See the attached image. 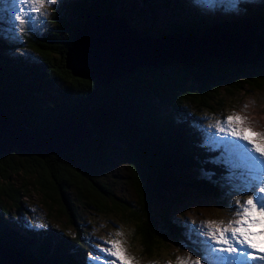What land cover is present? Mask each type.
Listing matches in <instances>:
<instances>
[{"label":"trees","instance_id":"trees-1","mask_svg":"<svg viewBox=\"0 0 264 264\" xmlns=\"http://www.w3.org/2000/svg\"><path fill=\"white\" fill-rule=\"evenodd\" d=\"M123 3L124 0L70 3L72 21L60 17L47 37L33 43L40 59L11 51L17 41L0 34V108L28 122L33 129L53 128L76 119L89 121L94 133L73 152L59 156L40 158L17 151L0 155V244L26 264H89L87 252L97 250L82 237L77 201L87 202L98 211L109 210L110 206L121 213L135 225L134 237L143 255L150 258L166 251L169 238L187 235L184 224L171 214V208L184 196L178 192L179 186L205 197L225 194L215 180L204 177L184 181L177 173L191 168L222 173L225 168L209 147L197 150L203 146V139L190 107L216 111L224 108L220 99L223 90L237 93L247 87H264V1L243 8L239 14L218 11L215 17L190 0H143L153 19L161 9H169L171 15L162 19V28L156 33L131 25L134 30L154 40L174 36L187 43L196 42H190L186 55L170 53L169 49L158 65L128 73L106 87L94 79L73 77L66 67V53L86 21L113 14L132 23ZM215 38L238 42L224 50H210ZM60 81L68 85L56 89ZM122 150L137 192L132 202L117 195L103 178ZM24 170L37 176L41 191L60 195L75 235L53 228H27L20 217L12 214L10 205L4 204L3 196L18 211L25 204V192L12 184V175ZM75 183L80 193L74 202L67 192ZM82 189L89 191L92 198L84 201Z\"/></svg>","mask_w":264,"mask_h":264},{"label":"rangeland","instance_id":"rangeland-1","mask_svg":"<svg viewBox=\"0 0 264 264\" xmlns=\"http://www.w3.org/2000/svg\"><path fill=\"white\" fill-rule=\"evenodd\" d=\"M74 1L76 0H56L55 4H45L41 7L33 3L32 0H0V34L17 41V44L10 49L11 51L15 49L18 54L36 55L40 59L41 57L36 52L33 43L47 37L55 29L57 19L60 17L72 21L73 13L70 3ZM190 1L195 5L207 8L215 17L219 15V5L213 7L206 3L205 0ZM260 1L264 0H241L230 11L233 14H239L243 11L241 4L258 5L257 3H260ZM121 6L125 15L133 20L132 23L129 21L130 25L141 30L150 29L153 33L162 28V19L166 15H171L168 11L169 9H161L158 12L159 16L153 19L152 15H150V9L144 5L143 0H124ZM21 8H26V11L21 13ZM16 15H22L24 19L17 20L15 19ZM25 19L27 20L26 23ZM168 25H170V22ZM164 38H167L168 41L174 40L172 42L174 47L169 52L179 53L182 56L186 55L188 46L196 43L194 41H190L194 42L192 44L190 42L187 43L186 40H181L174 36H165ZM236 40L230 39V41L235 43L238 42ZM216 41L218 45L214 48H222L221 41L219 39ZM199 45L201 46V43ZM202 46L205 47L203 44ZM158 50L160 51L161 49L158 48ZM66 85L68 83L60 81L56 85V89ZM220 97L221 104L224 107L222 109L215 111L209 108L202 110V107L199 108L193 105L190 107V110L193 111L191 114L197 116V130L201 131V133L206 132L203 141H206L213 133L219 135L215 127V121L231 114L246 118L242 123L234 122V127H239L241 130L251 128L255 133H264V87L259 89L247 87L237 93L223 90ZM201 133L200 136H202ZM246 134L251 135V133ZM256 139L259 142V139ZM118 146L124 149L123 143L118 142ZM202 148L203 146L201 145L197 150L202 151ZM125 154V150H122L121 157L118 158L113 167L106 171L107 176L105 175L103 178H105L108 185L110 184L109 186L117 195L132 202L136 200L137 192L131 183L130 169ZM17 160L25 162L21 158ZM54 163L61 164V167L63 166L60 160L54 159ZM37 168L38 170L40 169L39 166ZM177 173L184 181L192 178L198 180L204 177H207L208 181L215 180L221 192L224 191L225 194L223 196L213 195L205 197L194 190L183 187V185L179 186L177 190L180 193L182 192L184 196H181L177 204L171 208V214L184 224L187 235L181 238H169V241L165 243V245L168 244L166 251H160L159 254L150 258L143 255L141 244L134 237L135 225L126 221L121 213L111 210L110 206L109 210L98 211L89 207L87 202L77 201L76 215L83 229L82 237L90 241L91 245L97 250V253L87 252L86 262L96 264L95 261L90 259V255L104 257L105 254L100 251L97 245L110 247L105 241L112 239L124 241L123 247L127 250V255L133 258L130 264H180L181 260L194 264L198 258L202 257V248L195 243L197 237L190 233L192 222L194 221L196 225H200L204 221H224L227 223L233 219L235 208L238 207L235 201L238 199L246 201L248 199L247 194H244V180L241 179L240 171L235 170L233 174V170L230 169L226 162L222 173H210L205 168H191L185 171H178ZM215 174L218 176L213 177ZM79 180L78 184L81 181ZM12 184L15 188H21L25 192L22 197L25 204L18 211L17 208L11 207V201L8 197L3 196V202L10 205L8 208H10L12 214L16 218L20 217L25 227L39 230L53 228L63 231L66 235H75L76 229L71 224L70 215L65 210L66 208L58 193L41 191L37 184V176L25 170L12 175ZM82 191V199L84 201L92 198L89 191L85 189H82ZM79 193L80 189H78L77 183L74 186L72 185L69 192H67L74 202L77 200ZM8 214L10 215V213ZM255 230L259 231L260 229L257 228ZM117 231L123 232V236L116 237L115 233ZM257 239H264V237H258ZM201 251L202 254H200ZM106 259L112 258L106 257ZM201 264H204L203 260H201ZM209 264H219V262L209 261Z\"/></svg>","mask_w":264,"mask_h":264},{"label":"water","instance_id":"water-1","mask_svg":"<svg viewBox=\"0 0 264 264\" xmlns=\"http://www.w3.org/2000/svg\"><path fill=\"white\" fill-rule=\"evenodd\" d=\"M166 39L154 40L144 36L134 30L124 17L97 15L86 21L73 45L69 47L66 67L73 77L94 79L103 87L110 86L114 80L128 73L145 66L158 65L164 59L163 53L169 51L172 47L170 44L174 42ZM218 39L223 46L220 50L235 44L229 39ZM217 45L215 38L210 50ZM93 135L89 121L70 119L53 128L33 129L28 122L13 117L0 108V155L3 156L14 151L40 158L59 156L73 152ZM0 264L26 262L0 244Z\"/></svg>","mask_w":264,"mask_h":264},{"label":"snow or ice","instance_id":"snow-or-ice-1","mask_svg":"<svg viewBox=\"0 0 264 264\" xmlns=\"http://www.w3.org/2000/svg\"><path fill=\"white\" fill-rule=\"evenodd\" d=\"M33 3L43 7L45 4H55L56 0H32ZM215 7L217 5L232 9L237 5V0H205ZM26 8H21V13ZM15 19H24L16 15ZM27 20L25 19V23ZM246 118L231 114L215 121L217 134H211L205 144L211 147H222L225 162L230 169L240 171L244 180V194L246 201L236 200L234 218L227 223L224 221H204L196 225L193 221L190 233L197 237V243L203 251L202 257L194 264H209V261L219 264H264V133H255L251 128L241 130L234 127V122L242 123ZM246 133H251L248 135ZM259 142H257V139ZM207 175V174H206ZM259 228V231L255 229ZM116 237H122L123 232L117 231ZM110 247L97 245L104 257L91 256L96 264H130L133 260L127 255L123 247L124 241L112 239L105 241ZM111 257L112 259H106ZM180 264H189L181 260Z\"/></svg>","mask_w":264,"mask_h":264},{"label":"clouds","instance_id":"clouds-1","mask_svg":"<svg viewBox=\"0 0 264 264\" xmlns=\"http://www.w3.org/2000/svg\"><path fill=\"white\" fill-rule=\"evenodd\" d=\"M203 133H204V132H202V133H201L202 136H200L202 139L204 138V134H203ZM203 144H204V143H203ZM203 149H207L206 146H205ZM221 163H222V162H221ZM222 164H223V163H222ZM223 165H224V167H225V164H223Z\"/></svg>","mask_w":264,"mask_h":264},{"label":"bare ground","instance_id":"bare-ground-1","mask_svg":"<svg viewBox=\"0 0 264 264\" xmlns=\"http://www.w3.org/2000/svg\"><path fill=\"white\" fill-rule=\"evenodd\" d=\"M167 40V39H166ZM172 47L170 48V49H172L173 47H174V45L173 44H170Z\"/></svg>","mask_w":264,"mask_h":264}]
</instances>
